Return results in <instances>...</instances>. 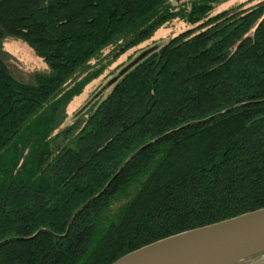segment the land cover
Segmentation results:
<instances>
[{
	"label": "trees",
	"instance_id": "trees-1",
	"mask_svg": "<svg viewBox=\"0 0 264 264\" xmlns=\"http://www.w3.org/2000/svg\"><path fill=\"white\" fill-rule=\"evenodd\" d=\"M218 1L0 0V264H111L264 207V0L211 14ZM175 19L197 27L67 119ZM8 37L51 72L15 78Z\"/></svg>",
	"mask_w": 264,
	"mask_h": 264
},
{
	"label": "water",
	"instance_id": "water-1",
	"mask_svg": "<svg viewBox=\"0 0 264 264\" xmlns=\"http://www.w3.org/2000/svg\"><path fill=\"white\" fill-rule=\"evenodd\" d=\"M156 47L154 45L143 50L96 95L108 89L124 72ZM263 253L264 207L238 217L162 238L130 251L111 264H241Z\"/></svg>",
	"mask_w": 264,
	"mask_h": 264
},
{
	"label": "rangeland",
	"instance_id": "rangeland-1",
	"mask_svg": "<svg viewBox=\"0 0 264 264\" xmlns=\"http://www.w3.org/2000/svg\"><path fill=\"white\" fill-rule=\"evenodd\" d=\"M174 1H176V4H181L185 1L187 2L192 0ZM262 1L263 0H219L211 14H216L221 10H227L230 9V7L239 5H243V9L251 8L253 5ZM195 27H197V24H190L188 22L185 23L179 19H175L169 24H166L164 27L155 31L149 40H146L142 42V44L133 47L127 52L121 54L115 61H112L109 64L107 69H105V71H103L97 79L90 81L85 86L83 91L77 96L73 97V99L66 105L67 119L71 118V116L77 112L79 108L84 105L90 99V97L93 96V94H95V92L102 89L104 85L110 80V78L121 69L122 66L129 63L128 61L132 55L140 53L142 49L153 46V44H162L166 41H169L171 37L175 36L176 34L184 32L187 29H193ZM2 46L3 51L5 52V57H7L6 61L15 78L21 79L25 82H32V77L34 74H49L51 72L44 58L37 55L31 45L25 43L23 40L16 39L14 37H8L3 42ZM108 92L104 93L103 96H105ZM263 262L264 253L245 260L241 262V264Z\"/></svg>",
	"mask_w": 264,
	"mask_h": 264
}]
</instances>
